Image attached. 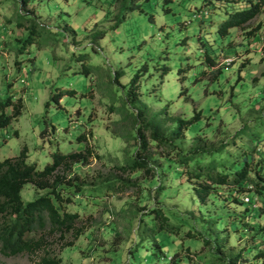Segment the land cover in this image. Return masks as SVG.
Here are the masks:
<instances>
[{"label":"rangeland","instance_id":"obj_1","mask_svg":"<svg viewBox=\"0 0 264 264\" xmlns=\"http://www.w3.org/2000/svg\"><path fill=\"white\" fill-rule=\"evenodd\" d=\"M241 1L31 0L23 6L22 0H0V95L12 82L11 92L24 101L22 115L0 131V159L18 155L27 146L28 162L41 169L58 150H81L84 144L77 141V135L92 132L87 141L96 155L88 165L75 167L80 172L76 180L95 183L108 179L116 185L113 191L96 198L97 204L80 208L78 226H83L84 233L79 238L71 233L64 239L59 234H48V249L64 264H170L169 258L165 259L154 246L158 241L169 256L178 251L185 253L188 247L190 252L198 253L193 264H212L211 251L223 243L228 230L232 239L230 248L222 250L226 257L241 248L242 255L251 257L256 253L255 246L263 244L264 234L254 237L247 228L255 219L264 222L263 211L251 204L249 197L248 204L236 207L232 196L220 189L199 207L188 198L190 193L183 190L184 184H174L178 177L170 186L172 175L168 174L165 182L170 187L162 195L155 192L146 201L149 181L161 165L166 168L168 155L154 146L150 153L154 171L146 174L121 170L136 142L112 134L119 132L115 121L120 115L109 109L110 101H124L130 80L140 74L139 98L151 114L165 107L171 114L186 118L202 112L196 129L190 128L176 141L184 151L203 143H218L262 115L264 12L246 29L234 28L227 36L218 32L227 11L249 2ZM35 21L39 24L31 41L23 43ZM259 22L263 27L250 37L247 32ZM18 48H22V54L17 53ZM208 55L213 56L215 65L210 66ZM116 72L126 88L114 81ZM137 105L142 106L139 101ZM124 126L134 132L133 125ZM258 135L264 138V132ZM257 143L254 139L252 145ZM36 192L33 185L27 184L21 196L30 201ZM246 198L244 195L241 200L246 202ZM154 207H161L172 219L181 217L189 226L204 228L213 240L212 250L209 246L200 252L203 242L186 236L182 241L164 232L148 235L144 227H138L139 216ZM209 215L222 217L216 224L209 219L201 221ZM231 219L240 220L239 225ZM141 236L146 238L145 246L139 244L137 238ZM137 244L135 258H129V250ZM42 253H0V262L34 264Z\"/></svg>","mask_w":264,"mask_h":264},{"label":"trees","instance_id":"obj_2","mask_svg":"<svg viewBox=\"0 0 264 264\" xmlns=\"http://www.w3.org/2000/svg\"><path fill=\"white\" fill-rule=\"evenodd\" d=\"M22 1L25 6L31 0ZM121 1L122 3L126 2V0ZM235 2L243 1L235 0ZM135 7L141 8L137 4ZM227 12L226 19L218 28V32L222 36L229 35L230 30L234 28L246 29L254 19L264 12V0H249V2H244V6L240 9ZM38 24L35 21L31 34L24 39L23 43L31 41L34 35L32 33ZM18 26L21 27L22 24L18 23ZM262 27L263 24L259 22L247 34L253 37ZM16 51L19 54L23 52L22 48H18ZM260 55L263 54L260 53ZM207 61L210 66L216 64L212 55L207 56ZM20 66L21 63L18 62L17 71L21 70ZM139 75H135L130 80L124 101H110L109 109L112 113L120 115L119 120L115 121L116 131L119 132H112V134L119 139H125L126 142L130 140L136 142L134 151L129 154L125 164L121 166V170L126 173L143 171L146 174L154 171L150 154L154 146L163 148L165 155H168L166 168L161 165L158 172L155 171L154 179L149 181L151 186L148 198L145 200L149 201L155 192L157 195L165 193L175 177H178L179 181L174 184H184L183 190L186 189L190 193L188 198L199 207H202V203H205L210 195L218 194L220 189H225L224 193L232 196L233 201L231 202L236 207L249 203L241 200L244 195H247L251 204L259 207L264 214V138L258 135V132H264V107L260 111L262 115H257L253 120L245 122L233 135L223 138L215 144L213 142L211 145L203 143L189 151H184L176 141L183 138L190 128L196 129V124L202 118V112H196L193 116L186 118L171 114L165 107L151 114L145 102L139 98L141 86ZM119 77L120 73L116 72L114 81L121 85ZM11 83L6 85V91L0 95V131L9 126L13 120L18 119L24 109L23 98H15L10 89ZM123 87L126 88V86ZM138 101L142 104L141 108L137 105ZM48 105L49 101L46 103V106ZM124 123L133 125L134 132H130ZM197 127L202 129V126ZM55 129L53 126V130ZM90 135L92 132L79 133L76 139L79 143L84 144L81 150L68 152L58 150L52 154V160L41 169L36 163L28 162L27 146H24L18 155L0 159L1 254L18 256L41 251L43 253L34 264H64L58 254L48 249V234H59V237L64 239L67 233H71L75 235V238H79L84 233L83 226H78V222L81 221L80 208L83 209V206L90 203L97 204L96 198L101 197L107 190L113 191L116 186L112 180L108 179L95 183L84 180L77 182L76 179L80 172L75 167L88 165L91 158L96 155L95 149L88 145L87 137ZM254 139L258 140L256 145H252ZM168 174L172 175L169 181L170 186L165 182ZM182 178H186L185 181ZM27 184L33 185L38 192H36L37 196L30 201H24L21 196V192ZM153 188L156 190L152 191ZM41 191L44 192L40 193ZM71 206L76 207V210L71 211ZM245 209L250 210L249 207ZM147 216H150L151 219L146 220ZM171 217L172 215L161 207H154L139 216L138 227H144L147 234L151 236L164 232L176 235L182 241L186 240L185 236L187 239L202 241L203 249L201 248L200 252L211 247L213 240L208 237L210 234L204 228L189 226L188 221L181 217H176V219ZM221 217V215H209L208 218L203 216L201 221L209 219L216 224ZM240 220L233 221L231 219L238 225ZM247 226L253 231L254 237L264 234V222L259 219H255L252 225ZM137 239L139 244L145 246V237L141 236ZM231 239L232 236L228 230L227 237H223V243L211 251L213 258L209 259L212 264H216V262L218 264H252L253 262L264 264V242L255 246L256 253L251 257L244 256V253L242 255L244 248H241L238 253L231 252L228 257L224 256L222 250L230 248ZM160 243L158 241L154 246L160 250L161 254L163 253L165 259L169 258L170 264H193L194 256L198 254L190 252L187 247L185 253L178 251L169 256ZM139 244L129 250V258H135ZM0 264L5 263L0 262ZM195 264L200 263L196 262Z\"/></svg>","mask_w":264,"mask_h":264},{"label":"built area","instance_id":"obj_3","mask_svg":"<svg viewBox=\"0 0 264 264\" xmlns=\"http://www.w3.org/2000/svg\"><path fill=\"white\" fill-rule=\"evenodd\" d=\"M230 61H231V60H228L227 63L230 64V63H231ZM246 200L248 201V198H246Z\"/></svg>","mask_w":264,"mask_h":264}]
</instances>
